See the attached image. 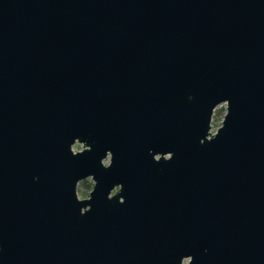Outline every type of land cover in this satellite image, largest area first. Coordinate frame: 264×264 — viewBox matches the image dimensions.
I'll list each match as a JSON object with an SVG mask.
<instances>
[{
    "label": "water",
    "instance_id": "1",
    "mask_svg": "<svg viewBox=\"0 0 264 264\" xmlns=\"http://www.w3.org/2000/svg\"><path fill=\"white\" fill-rule=\"evenodd\" d=\"M184 261L264 264V0H0V264Z\"/></svg>",
    "mask_w": 264,
    "mask_h": 264
},
{
    "label": "rangeland",
    "instance_id": "2",
    "mask_svg": "<svg viewBox=\"0 0 264 264\" xmlns=\"http://www.w3.org/2000/svg\"><path fill=\"white\" fill-rule=\"evenodd\" d=\"M225 104H222V105H219L215 111H214V122H213V125L211 127V132H214L216 130V128L218 126H220L221 124V120L225 114ZM81 144H75L74 145V149H76L77 151L78 150H81ZM106 162H108V160H106ZM92 186H93V182L91 179H86L84 181H82V184H81V195H82V198H87L88 197V194L89 192L91 191L92 189Z\"/></svg>",
    "mask_w": 264,
    "mask_h": 264
},
{
    "label": "flooded vegetation",
    "instance_id": "3",
    "mask_svg": "<svg viewBox=\"0 0 264 264\" xmlns=\"http://www.w3.org/2000/svg\"><path fill=\"white\" fill-rule=\"evenodd\" d=\"M107 160H108V158H107ZM104 163H105V161H104ZM105 164H108V162H106ZM90 179V178H89ZM86 180V179H85ZM84 181V180H83ZM118 188H116V189H114L113 191H112V194L114 193V192H116V190H117ZM186 262L184 261V264H185Z\"/></svg>",
    "mask_w": 264,
    "mask_h": 264
}]
</instances>
